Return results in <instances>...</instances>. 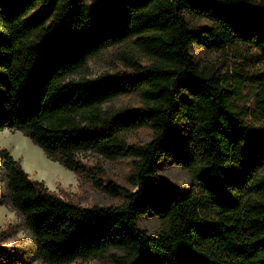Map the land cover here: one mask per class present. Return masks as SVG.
<instances>
[{"label":"trees","instance_id":"trees-1","mask_svg":"<svg viewBox=\"0 0 264 264\" xmlns=\"http://www.w3.org/2000/svg\"><path fill=\"white\" fill-rule=\"evenodd\" d=\"M0 25V129L124 197L82 206L0 148V205L22 217L43 263L108 251L112 264H264V0H1ZM123 42L127 69L72 77ZM194 44L238 49L231 72L200 65ZM131 93L141 105H106ZM139 127L150 139L130 142ZM87 151L131 159L135 189L88 169ZM166 159L191 172L190 191L162 175ZM151 212L165 223L155 234L141 225ZM0 264L30 259L0 246Z\"/></svg>","mask_w":264,"mask_h":264},{"label":"rangeland","instance_id":"rangeland-1","mask_svg":"<svg viewBox=\"0 0 264 264\" xmlns=\"http://www.w3.org/2000/svg\"><path fill=\"white\" fill-rule=\"evenodd\" d=\"M94 0H86L91 3ZM1 3V0H0ZM187 19L194 24L209 26L208 21L192 18ZM3 29L0 25V33ZM131 42L109 45L100 53L94 55L85 69L72 75L74 78L95 77L106 72H114L127 69V62L122 57V52L129 50ZM192 52L196 60L209 70L227 72L234 63V56L238 49L227 48L225 50H209L198 45H192ZM144 63L148 62L146 54H141ZM107 106L122 107L127 105L139 106L141 100L138 94L120 95L106 104ZM129 140L132 143H144L151 137V131L147 127H139L129 132ZM0 148H6L15 158L20 159L22 165L30 173L31 177L44 180L51 189L82 206L98 204H117L124 200L123 196H113L103 190L95 188L91 182L78 177L73 171L67 169L58 161L50 159L44 150L36 145L30 137L22 131L12 128L0 129ZM84 164L88 169L102 166L105 173L103 178L116 179L123 186L135 189L130 178L131 159H108L96 152L87 151L80 153ZM58 162V163H57ZM162 175L175 182L184 192L192 188V174L171 160L166 159L162 164ZM0 191L7 193L5 168L0 163ZM141 225L150 234L157 233L165 227V223L154 213L147 214L141 219ZM0 246L10 247L20 258H29L30 264H45L38 256L37 245L31 231L25 226L22 217L10 206L8 201L0 205ZM69 264H112L108 251L101 252L88 259H78Z\"/></svg>","mask_w":264,"mask_h":264},{"label":"crops","instance_id":"crops-1","mask_svg":"<svg viewBox=\"0 0 264 264\" xmlns=\"http://www.w3.org/2000/svg\"><path fill=\"white\" fill-rule=\"evenodd\" d=\"M26 169V168H25Z\"/></svg>","mask_w":264,"mask_h":264}]
</instances>
